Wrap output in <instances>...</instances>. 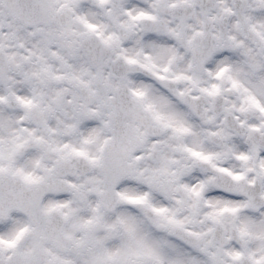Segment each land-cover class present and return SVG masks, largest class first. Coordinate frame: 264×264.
Here are the masks:
<instances>
[{
  "label": "snow or ice",
  "instance_id": "obj_1",
  "mask_svg": "<svg viewBox=\"0 0 264 264\" xmlns=\"http://www.w3.org/2000/svg\"><path fill=\"white\" fill-rule=\"evenodd\" d=\"M0 264H264V0H0Z\"/></svg>",
  "mask_w": 264,
  "mask_h": 264
}]
</instances>
